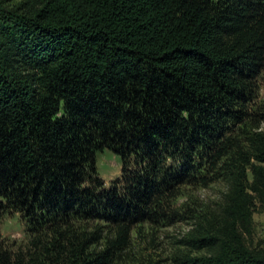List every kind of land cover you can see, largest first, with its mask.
Segmentation results:
<instances>
[{
  "label": "trees",
  "instance_id": "obj_1",
  "mask_svg": "<svg viewBox=\"0 0 264 264\" xmlns=\"http://www.w3.org/2000/svg\"><path fill=\"white\" fill-rule=\"evenodd\" d=\"M262 70L264 0H0V222L18 213L29 235L15 253L0 234V264H112L134 225L179 219L182 186L218 179L220 209L185 240L206 253L178 263L264 264ZM79 221L115 237L90 250Z\"/></svg>",
  "mask_w": 264,
  "mask_h": 264
},
{
  "label": "rangeland",
  "instance_id": "obj_2",
  "mask_svg": "<svg viewBox=\"0 0 264 264\" xmlns=\"http://www.w3.org/2000/svg\"><path fill=\"white\" fill-rule=\"evenodd\" d=\"M18 1L20 0H8L9 3ZM251 111L255 113V123L260 121L259 129L264 132V123L260 120L264 113V70L257 77ZM95 162L105 186L120 173V158L108 148L96 153ZM227 190L228 182L225 179H218L207 186H182L172 205L179 219L173 223L144 222L134 225L129 233L127 246L116 253L112 264H179V257L204 255L206 251L190 249L185 245V240L194 233L200 215L220 209ZM252 218L254 240H264V210H255ZM75 224L78 231L93 233L98 237L97 242L90 245V250L103 249L107 241L115 237L114 229L101 221H79ZM0 234L11 252L27 250L29 235L25 230V222L18 213L7 212L2 216Z\"/></svg>",
  "mask_w": 264,
  "mask_h": 264
}]
</instances>
